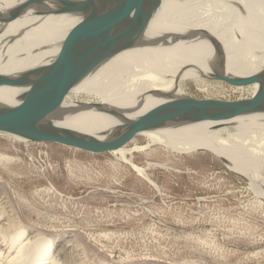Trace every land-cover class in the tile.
<instances>
[{
    "label": "rangeland",
    "instance_id": "obj_1",
    "mask_svg": "<svg viewBox=\"0 0 264 264\" xmlns=\"http://www.w3.org/2000/svg\"><path fill=\"white\" fill-rule=\"evenodd\" d=\"M181 88L200 99L254 93L205 76ZM73 99L100 102L86 93ZM122 148H133L127 159L123 149L94 154L0 131V199L61 243L73 234L92 258L85 264H264V198L250 180L213 152L173 151L145 134ZM132 163L148 167L151 181Z\"/></svg>",
    "mask_w": 264,
    "mask_h": 264
},
{
    "label": "bare ground",
    "instance_id": "obj_2",
    "mask_svg": "<svg viewBox=\"0 0 264 264\" xmlns=\"http://www.w3.org/2000/svg\"><path fill=\"white\" fill-rule=\"evenodd\" d=\"M18 2L0 0V73L4 74H20L50 63L59 53L67 31L81 20L75 14L39 15L34 8L8 19L7 11ZM174 34L180 35L171 37ZM212 41L226 55L225 72L247 77L264 70V0H163L139 43L109 57L72 89L54 117L55 124L93 137L113 135L121 123L117 117L92 110L61 114L91 102L73 99L81 93L97 96L126 119L159 108L168 98L184 92L183 79L202 78L210 74L212 66L221 64ZM251 88L255 93L257 85ZM20 92L17 86H0V103L17 104ZM140 134H145L150 143L177 152H213L231 170L247 177L264 198V177L260 173L264 166V114L229 121L189 120ZM146 148L116 151L123 149L127 159L132 149ZM132 166L150 180L148 167ZM3 202L0 199V239L9 248L0 244V264H85L92 260L73 234L61 243L52 234L25 224L19 213ZM12 224L14 228L10 229ZM98 264L131 262L107 258Z\"/></svg>",
    "mask_w": 264,
    "mask_h": 264
},
{
    "label": "water",
    "instance_id": "obj_3",
    "mask_svg": "<svg viewBox=\"0 0 264 264\" xmlns=\"http://www.w3.org/2000/svg\"><path fill=\"white\" fill-rule=\"evenodd\" d=\"M162 4L163 0H19L7 11L8 19L34 8L39 15L75 14L81 20L67 31L59 53L50 63L20 74L0 73V86L13 85L21 90L17 104L0 103V131L26 142H52L99 154L125 147L142 132L189 120L229 121L264 114V70L247 77L225 72L226 55L212 41L221 64L212 66L210 74L203 76L235 87L257 85L253 96L238 100L200 99L181 92L179 97L168 98L163 106L150 109L136 119H126L119 111L101 102H88L61 114L92 110L117 117L121 123L111 136L93 137L55 124L54 117L72 89L109 57L139 43ZM177 35L171 37L177 38ZM181 36L192 39L188 35Z\"/></svg>",
    "mask_w": 264,
    "mask_h": 264
},
{
    "label": "built area",
    "instance_id": "obj_4",
    "mask_svg": "<svg viewBox=\"0 0 264 264\" xmlns=\"http://www.w3.org/2000/svg\"><path fill=\"white\" fill-rule=\"evenodd\" d=\"M251 86V85H250ZM253 95H254V93H253ZM253 95H251V96H253Z\"/></svg>",
    "mask_w": 264,
    "mask_h": 264
}]
</instances>
